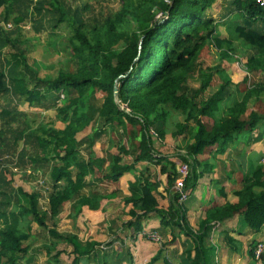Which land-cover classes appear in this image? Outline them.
I'll return each mask as SVG.
<instances>
[{
    "label": "trees",
    "instance_id": "16d2710c",
    "mask_svg": "<svg viewBox=\"0 0 264 264\" xmlns=\"http://www.w3.org/2000/svg\"><path fill=\"white\" fill-rule=\"evenodd\" d=\"M119 1L114 12L87 17L85 11L87 8L91 11L90 5L80 10L72 6L73 0H0V21L12 18L19 23L27 15L15 13L21 7H29L28 19L32 18L42 30L56 32L62 23L71 26L72 30L53 45L58 47L59 43V50L70 48L74 62L73 69H60L54 75L41 77L34 71L28 74L21 68V62L25 63V51L16 46L17 37H21L18 29L13 30L16 24L13 22L14 27L9 30L0 28L3 55L0 59V97L11 100L10 105L0 108V121L5 126V130L0 128V169L10 157L3 154L15 152L21 143L17 153L19 165L42 168L53 189L47 201L48 211H43L39 204L41 190H25L22 185L14 187L7 167L0 171V264H29L30 227L23 230L21 219L32 216L46 228L45 222L54 219L69 200L76 199L78 206L98 207V195L81 194L88 185L86 177L95 173L96 166L102 173L100 180L117 182L123 174L135 170V165L141 161L159 165L166 160L169 155L154 147L153 132L160 137L165 135L170 129L171 113L181 119L174 117L172 136L183 135L185 141V152L178 153L177 157L190 167L182 181L184 192L191 191L204 172L197 170L200 164L197 155L212 146L223 153L240 134L264 124V97H261L264 82H251L248 87L239 89L219 115L226 84H232L228 76L223 73L225 79L220 88L206 95L213 76L222 73L207 67L201 72L198 88L192 91L184 88L187 76L202 70L198 56L210 40L217 47L241 40L257 52L247 57L244 68L249 74L264 71V9L257 0H231L228 7L234 18L229 23V19L215 22L207 11L216 0ZM159 12L162 16L157 17ZM220 24L226 26L224 37L216 34ZM15 32L16 37L10 35ZM120 42L122 46L118 47ZM7 44L14 47L15 52H3ZM30 81L32 87L28 85ZM115 85L118 86V101L114 97ZM91 97L95 100L93 108L87 103ZM22 101L46 109L54 106L55 125L43 123L27 130L18 109ZM58 102L61 105H57ZM158 123L162 127L154 129ZM108 133L112 138L111 147L105 150L104 156H95V143ZM125 157L131 158V162H125ZM167 163L169 165H161L159 171L166 173L173 189L170 206L159 205L153 194L156 181L145 175L148 171L145 167L131 183L136 194L132 203L140 209V212L132 209L131 216L138 220L155 213L163 220L169 218L174 228L181 227L187 237L193 233L182 203L178 201L180 189L174 187L179 176L178 167L173 161ZM12 191L21 193L20 197L26 198L27 204L18 201V197L17 208L9 210L16 197ZM235 194L238 196L236 202L207 210L198 233L193 235L195 254L185 264H210L214 248L205 247L203 238L213 222L241 213L252 230L260 231L264 226V164L252 167L243 175L241 187ZM51 233L57 234L53 230ZM260 242L264 240L249 245L251 257ZM160 254L158 251L150 264ZM78 262L74 257L72 264Z\"/></svg>",
    "mask_w": 264,
    "mask_h": 264
},
{
    "label": "crops",
    "instance_id": "0c3cea01",
    "mask_svg": "<svg viewBox=\"0 0 264 264\" xmlns=\"http://www.w3.org/2000/svg\"><path fill=\"white\" fill-rule=\"evenodd\" d=\"M3 125L0 121V128L5 130ZM16 126L17 124H14V127ZM246 135L248 132L240 134L223 153H218L215 146L206 149L207 155L211 154L212 160L215 161L214 170L207 168L209 156L203 155L205 153L197 155L200 162L197 170H204V172L198 177L194 188L188 191L187 198L182 203V209L185 210L188 225L193 234L186 237L181 227L174 228L171 219L163 220L155 213H150L138 220L131 216L132 209L140 212L131 200L136 196L131 183L145 167H148L145 175L150 180L156 181L157 186L153 194L159 205L170 206V193L173 189L169 186L166 173L160 172L159 169L161 165L167 164V161H173L176 166L181 163L177 157L178 153L185 152L184 144L181 143L184 136L181 135L179 143H176L177 151L173 148L166 150L167 147L163 146L164 144L160 146L154 144V147L162 154L169 155L161 164L141 161L135 165V170L126 172L117 182L100 180L102 173L96 166L95 173L86 177L88 185L82 189L81 194L98 195L96 200L98 207L91 208L87 204L78 206L76 199H73L64 203L54 219H48L45 222L46 228L40 226L34 219L27 221L26 224L30 227L31 233L28 240L27 263L72 264L73 258L77 257L78 264H150L152 257L158 251L161 254L152 264L187 263L188 258L195 254L193 235L198 233L207 210L213 206H222L238 200L235 193L241 187L243 175L247 173H240L237 168H233L232 172L238 174L233 177L236 187L232 190L227 189L228 169L225 168L228 167L227 164H231L232 161L238 163L242 159H250L253 167L260 165L259 158L264 151V138L250 144L246 142ZM108 143L109 146L106 149L112 145L109 140ZM20 147L21 143L12 153L13 157L9 155L10 157L6 158L8 161L5 162L4 167L6 166L9 170V177L13 178L14 187L22 185L25 190L33 189L30 176L35 175L34 173L40 169L19 165L17 153ZM228 150L231 151L228 153ZM8 153L11 154V152ZM124 160L131 162V158L125 157ZM3 168L0 171H3ZM45 187L48 191L52 189L49 185ZM12 192L16 195L13 200L16 206L21 193ZM42 210L48 211L47 207ZM129 221H132L131 225L128 224ZM22 222L23 219L20 220V226ZM142 222L145 226L141 225ZM137 226L146 228L148 231L142 233ZM51 230L56 231L57 234L51 233ZM151 230L159 231L163 237L161 245L148 238L147 234ZM172 234L175 236L174 239ZM203 239L205 247L214 248L210 256V264H257L249 255L248 247L254 241L264 240V226L260 231H254L246 224L242 214L236 213L221 221L213 222Z\"/></svg>",
    "mask_w": 264,
    "mask_h": 264
},
{
    "label": "rangeland",
    "instance_id": "374dc122",
    "mask_svg": "<svg viewBox=\"0 0 264 264\" xmlns=\"http://www.w3.org/2000/svg\"><path fill=\"white\" fill-rule=\"evenodd\" d=\"M31 1V0H30ZM35 1V0H33ZM231 0H216L213 5L207 9V11L212 15L213 19L215 22L218 23H223L226 19L228 20V23L234 18L233 14L230 13L229 11V3ZM34 3V2H33ZM120 1L119 0H73L72 6L73 7H79L80 10L83 9L84 6L90 5L91 11L87 10L85 11L86 16H91L93 14L99 15L101 12L102 13H108V12H114L117 10L119 7ZM29 7L19 9L15 15H20L21 13H25L27 16L20 21L19 23H16L12 18L8 19L7 21L14 22L16 24L15 28L13 30L18 29V31L21 33V37H17V48L19 47L20 49H23L24 55L25 56V63L21 62V68L26 71V73L30 74L34 72H37L39 76H45V75H54L58 72L60 69H73L74 68V62L73 59L71 58L72 52L71 49L68 48L67 50H59V43L58 47L54 46L53 43L55 41H60V37H63L67 35L71 30L72 27L67 25L66 23H62L59 27V29L56 32H51L48 30H42L37 27L35 22H33V19H28L29 15ZM162 13H158L157 17L162 16ZM232 14V15H231ZM226 26H223L222 24L219 25L218 30L216 34L221 35L222 37L226 36ZM39 29V30H38ZM5 30V29H4ZM13 32V31H11ZM10 35H13L16 37V32L11 33ZM62 35V36H60ZM122 46V42L118 44V47ZM6 51H11L15 52L14 47H10V45L7 44V46L4 47L3 52ZM257 52L242 42L241 40H234L233 43L228 45L227 43H223L221 47H217L214 42L211 40L206 44V46L203 48V50L199 53L198 56V61L202 65V70L199 71L197 70L196 72H192L187 76V80L184 84L185 89H190V91L194 90L195 88H198L201 83V72L203 70L206 71L207 67L208 68H215L214 72H222L220 74H215L209 84V86L206 88L205 94L209 95L217 91L222 82L225 79L223 77V73L228 76V79H230V82L232 84H226V95L224 96V100L220 103V108L217 112L219 115L221 112V109L223 107H226L227 105H230L234 95L237 94V91L239 89H243V87H248L249 84H252L251 82H264V71L263 72H258L256 74L255 72H249L247 71L246 68H244V63H246L247 57L251 55H256ZM22 56V57H23ZM3 58L2 53L0 52V59ZM213 72V73H214ZM245 76H248V79L245 80ZM243 82V83H242ZM29 83V82H28ZM242 83V84H241ZM32 82L30 81V84H28L30 87H32ZM234 92V94H233ZM261 97H264V93L261 94ZM60 101V100H58ZM261 101V100H259ZM262 102V101H261ZM11 100L9 97L6 96H1L0 97V108L4 106L5 104L10 105ZM87 103L90 108H93L95 105V100L91 97L89 100H87ZM258 104H261L260 102H257ZM263 103V102H262ZM57 105H61V102H58ZM18 109L19 111L22 112V120L26 124V129L28 130L29 127H35L36 125H41L45 124L46 126H54L55 125V118L57 116L56 114V109L54 106L46 109L44 107H39L37 105L34 106H29L27 102H20L18 104ZM171 118L169 119V127L170 128L163 137H160L157 135V132H153L155 138L154 142L155 145L160 146L164 144L163 146H166V150H170L173 148L174 151L178 150V144L179 143V138H181V135L178 137L174 138L172 136V130H173V124L176 121V119H180V117L177 115L175 116L174 114L171 113ZM176 119H175V118ZM28 121V123H27ZM162 125L159 123L154 126V129L158 128L160 129ZM81 133L78 135L80 136ZM264 138V124H261L257 126L254 129H251V132H248V135H246L245 139L246 142L248 143H253V142H258L261 141ZM110 139V143L112 144V138L111 135L104 134L94 145V151H95V156H104L105 150L108 146V140ZM181 143L185 145V141L181 140ZM104 145V147H101V145ZM172 145H175L174 147ZM183 145V147H184ZM216 150V148H215ZM232 150V149H231ZM228 150V153L229 151ZM184 150H182L183 152ZM262 155L259 158V163H261V160L264 156V151H262ZM205 153V154H203ZM203 155H207L206 149L203 151ZM3 155H13L12 153H5ZM208 158V166L207 168L210 170H214L216 168L215 161L212 160V155L209 154L207 155ZM13 157V156H12ZM168 164V163H167ZM169 165V164H168ZM179 165V163H178ZM228 167L226 166L225 168L228 169V178L226 179L227 183V189H234L235 183L233 181V177L238 175L236 173L232 172L233 168H237L240 173H248L252 167L253 164L251 165L250 159L245 160L242 159L238 163H232L227 164ZM178 167V166H177ZM40 169V168H38ZM42 169V168H41ZM40 169V171H41ZM37 171V170H35ZM38 171L37 173H34L35 175L30 176L31 181H32V188L33 189H39L41 190L40 192L42 193V196L39 198V204L41 210L47 207V201L50 196V193L53 192V189L48 191L47 185L52 187L50 183L47 181L43 171ZM45 187V188H44ZM175 187V184H174ZM176 188V187H175ZM46 196V197H45ZM22 202V204H27L26 198L23 196L20 197L18 200ZM15 204V203H14ZM14 204L9 206V210H15L17 206H14ZM32 216H29L26 218V220H23L21 223V228L26 229L28 224H26L27 221H32ZM142 226H145V223L142 222ZM141 232L148 231L146 228H141ZM31 237V236H30ZM241 252V251H240ZM248 252H249V247H248ZM216 256L215 259L217 258V251L215 252ZM252 259L257 262V264H264V253L262 254L261 257L258 256L252 257Z\"/></svg>",
    "mask_w": 264,
    "mask_h": 264
},
{
    "label": "built area",
    "instance_id": "2783aa9c",
    "mask_svg": "<svg viewBox=\"0 0 264 264\" xmlns=\"http://www.w3.org/2000/svg\"><path fill=\"white\" fill-rule=\"evenodd\" d=\"M257 1L260 4V6L264 9V0H257ZM13 27H14V24L11 21H0V28L9 30ZM261 164H264V156L261 160ZM189 168H190L189 165L184 162H181L177 168L179 176L175 183V187L180 189L179 191L180 196L178 198V201L180 203H182L187 198V195H188V192H184L182 189V186H183L182 181L184 177L188 174ZM148 238L159 245H161L163 241L162 236L157 231H154V230L153 231L151 230L148 232ZM263 253H264V242H260L255 248L254 257L256 258H258V256L261 257Z\"/></svg>",
    "mask_w": 264,
    "mask_h": 264
},
{
    "label": "water",
    "instance_id": "95a60500",
    "mask_svg": "<svg viewBox=\"0 0 264 264\" xmlns=\"http://www.w3.org/2000/svg\"><path fill=\"white\" fill-rule=\"evenodd\" d=\"M114 97L118 101V86L117 85L114 86Z\"/></svg>",
    "mask_w": 264,
    "mask_h": 264
},
{
    "label": "clouds",
    "instance_id": "9594fccd",
    "mask_svg": "<svg viewBox=\"0 0 264 264\" xmlns=\"http://www.w3.org/2000/svg\"><path fill=\"white\" fill-rule=\"evenodd\" d=\"M183 203V202H182Z\"/></svg>",
    "mask_w": 264,
    "mask_h": 264
}]
</instances>
